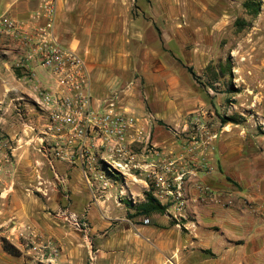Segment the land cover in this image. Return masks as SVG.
Masks as SVG:
<instances>
[{"label": "rangeland", "instance_id": "rangeland-1", "mask_svg": "<svg viewBox=\"0 0 264 264\" xmlns=\"http://www.w3.org/2000/svg\"><path fill=\"white\" fill-rule=\"evenodd\" d=\"M245 1L67 0L60 31L73 42L72 49L84 56L89 65H97L105 75L110 92L105 96L118 93L117 103L121 108H127L131 101L141 106V114L131 112L137 117L150 118L152 133L155 123H162L175 145L173 154L193 149L188 154L189 164L192 167L199 164L198 174H212L218 170L214 161L224 133L239 125L237 128L252 127L256 133L264 134V116L258 111L264 100V68L261 71L264 0H253L262 3L260 14L255 16L249 15ZM237 21L246 25H237ZM186 67L194 69L200 82ZM4 84L0 81V87ZM23 101L39 112L28 95ZM6 107V102L0 103V245L6 241L21 254L30 252L27 255L33 264H63L62 258L73 249L78 254L85 253L82 263L99 264L100 252L105 249L111 230L92 234L86 214L80 215L72 207L71 180L82 178L86 183L81 169L73 173L68 166L77 165L59 158H54L52 165L39 150L47 147L39 139L41 134L32 130L30 134L38 136L37 142L26 143L24 138L30 136L25 131L23 116L14 118L18 110L5 112ZM25 147L37 155L24 156ZM98 153L96 164L106 171L103 150ZM202 161L212 164L215 170L201 172ZM110 174L113 183L109 187L115 185L116 179L123 178L117 173ZM128 178L134 185H145L134 177ZM147 183L148 190L141 193L138 201L134 198L128 201L131 205L138 203L131 206L134 207L129 213L131 220L137 215L135 208L145 203L147 193L154 189L150 178ZM109 187L91 189V197L106 198L107 192L103 191ZM11 188L19 198L25 194L29 199L47 202L53 194L64 198L59 207L47 210L48 216L57 220L59 234L52 235L39 229L36 223H26L25 217L13 216L11 197L6 192ZM113 198L119 205L120 196ZM168 208L157 214L177 225L180 231L189 232L190 229L182 226L189 218L187 207L186 218H176L174 214L178 211L172 205ZM174 257L178 264L175 255L170 258Z\"/></svg>", "mask_w": 264, "mask_h": 264}, {"label": "crops", "instance_id": "crops-1", "mask_svg": "<svg viewBox=\"0 0 264 264\" xmlns=\"http://www.w3.org/2000/svg\"><path fill=\"white\" fill-rule=\"evenodd\" d=\"M66 2L67 0L59 2L57 31L62 41L73 47V42L60 31L63 30ZM38 10V0H0V18H14L27 24ZM27 66L29 61L26 59V50L20 42L8 35L1 36L0 81H4L5 86L0 87V103H7L5 112L18 110L19 113L14 118L23 116L25 131L30 136L24 138L26 143L32 140L37 142L38 136H33L30 132L36 130L40 134L43 123L41 115L23 101L27 92L30 93L25 79ZM89 67L94 97L97 100L108 97L110 92L105 75L97 65L91 63ZM261 68L262 71L264 63ZM35 71L46 81L43 77L45 71L41 67H35ZM262 77L264 78V72ZM262 102L259 103L258 111L264 116V100ZM138 107L141 106L131 101L123 109L130 114L136 111L141 114V108L138 110ZM237 126L239 125L233 127L231 132L224 133L219 140L214 161L218 170L212 174L200 173L187 183L189 218H186L182 226L190 229L189 232L180 231L177 225H172L166 217L158 214L145 217L150 219L149 224H144L141 217H133L132 220L129 218V213L134 209L131 206L138 203L135 201L131 205L128 201L131 198H141V193L148 190L146 183L134 185L128 177L120 178V181L116 179L113 187L103 191L107 192L106 198L94 200L91 197V188L82 178L78 181L73 178L70 185L73 190V209L80 215L86 214V219L92 226V234L108 228L111 230L105 242L107 245L100 252L98 263L163 264L167 259L175 263V257L170 258L175 255L178 264H264V134L256 133L252 127L250 129ZM164 128L163 124L156 122L148 140L146 137L150 125L144 126L146 133L143 143H138L136 147L141 165L155 158L154 155L145 154L146 143L162 146L164 152L171 153L172 146L175 145L171 143V137ZM22 151L26 157L37 155L26 147ZM98 152L96 148L94 153L100 154ZM74 165L77 166H68L73 173L76 169H81L77 161ZM137 181L146 182L143 178ZM197 182L210 185L219 197H203L197 190ZM97 183L98 188L102 189L103 184L100 181ZM6 192L11 197L10 212L13 216L25 217L26 223H36L39 229L52 235L59 234L58 222L48 216L47 210L59 207L64 198L53 194L47 198L50 200L47 202L29 199L26 194L19 198L12 188ZM114 196L121 197L119 205L115 204ZM29 253L22 252L20 256H14L0 245V264H33V259L27 255ZM83 257L86 258L85 253L81 255L74 249L68 250L62 263L84 264L81 262Z\"/></svg>", "mask_w": 264, "mask_h": 264}, {"label": "built area", "instance_id": "built-area-1", "mask_svg": "<svg viewBox=\"0 0 264 264\" xmlns=\"http://www.w3.org/2000/svg\"><path fill=\"white\" fill-rule=\"evenodd\" d=\"M38 2L39 10L27 24L1 17L0 36L8 35L18 40L26 50L29 66L25 79L30 89L27 95L42 117L39 139L47 145L40 148V152L49 158L52 165L54 158L77 161L91 189L98 188L99 181L103 190L112 185L110 173H117L124 179L150 178L154 198L161 205L168 206V210L172 205L178 211L174 214L176 218H186V186L200 172L197 170L198 163L192 167L188 161V154L193 149L180 154H173L172 151L167 154L149 142L146 143L145 154L155 158L141 165L136 147L138 143H143L144 126L150 125V118L137 117L121 108L117 103L118 93L102 100L94 97L89 63L79 52L66 45L58 34L60 0ZM35 67L45 71L43 77L46 81L41 79ZM150 134L151 128L146 137L148 140ZM96 148L103 150L106 171L96 164ZM200 167L205 173L215 170L212 164L205 161ZM147 179L144 180L149 186ZM196 186L203 197H219L208 184L197 182ZM149 223L150 219L145 218L144 224ZM92 254L91 251V258L94 259ZM165 264L175 263L167 260Z\"/></svg>", "mask_w": 264, "mask_h": 264}, {"label": "trees", "instance_id": "trees-1", "mask_svg": "<svg viewBox=\"0 0 264 264\" xmlns=\"http://www.w3.org/2000/svg\"><path fill=\"white\" fill-rule=\"evenodd\" d=\"M244 7L248 11L249 15L255 16V15L260 14L262 3L253 1V0H247L244 3ZM236 24L240 26L246 25V23H241V21H237ZM186 68L190 72V74L193 76V78L197 82H200V77L196 74L194 69L192 67H186ZM222 122H225V121L223 120ZM146 196H147V201L145 203L138 205L135 208L136 214H137V215H134L135 217H138V216L148 217L153 214L162 213L166 209L165 206L161 205V203H159L158 200L154 198L151 192H148ZM3 247L11 255H14V256L21 255V252L18 249H16L14 246L10 245L6 241H4Z\"/></svg>", "mask_w": 264, "mask_h": 264}]
</instances>
